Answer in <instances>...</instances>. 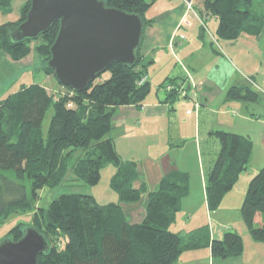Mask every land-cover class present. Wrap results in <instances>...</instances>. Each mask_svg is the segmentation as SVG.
I'll list each match as a JSON object with an SVG mask.
<instances>
[{"label":"trees","instance_id":"1","mask_svg":"<svg viewBox=\"0 0 264 264\" xmlns=\"http://www.w3.org/2000/svg\"><path fill=\"white\" fill-rule=\"evenodd\" d=\"M103 1L107 6L138 14L144 27L149 22L145 11L155 0ZM253 1L205 0L203 10L217 17L218 37L233 40L242 32H262L264 13ZM9 4L10 0H0V7ZM29 5L30 0H26L17 20L0 24V50L20 60L33 45L45 63L58 23L35 39L13 42L8 36L25 19ZM149 62L141 58L138 48L134 64L113 62L81 91L58 81L61 88L54 94L39 83H30L0 99V169H11L19 179L26 176L31 187V198L27 199L24 194L18 198V190L0 184V216L33 213L31 226L44 235L49 245L38 256L37 264H173L184 250L208 246L214 258L242 254V238L230 229L213 239L206 225L184 235L171 231L181 200L189 193L188 173L173 170L162 175L151 190L143 181L136 187V161L124 159L108 134L118 106H140L148 95L149 82L140 80ZM43 69L54 74L45 65ZM106 71L109 74L104 77ZM254 95L248 86H231L226 94L228 99L243 100H251ZM49 108L52 114L44 133L42 122ZM210 135L218 139L219 150L205 170L204 180L208 209L215 211L250 164L253 142L248 135L219 129L210 131ZM76 151L79 153L73 170L87 184L97 183L101 168L113 164L110 187L117 202L99 204L91 194L63 193L47 208L35 207L32 200L44 185L65 178L67 161ZM142 199L143 217L131 222L124 205ZM240 212L252 239L264 242V163L248 182ZM23 230L21 224H16L8 237L17 240Z\"/></svg>","mask_w":264,"mask_h":264},{"label":"crops","instance_id":"2","mask_svg":"<svg viewBox=\"0 0 264 264\" xmlns=\"http://www.w3.org/2000/svg\"><path fill=\"white\" fill-rule=\"evenodd\" d=\"M185 1L175 0L174 7L158 12L151 13L149 7L150 16L145 15L149 22L143 27L139 54L144 61L151 60L145 74L150 91L140 106H118L109 131L122 157L136 161L139 178L134 186L138 187L143 181L151 190L161 176L170 171L188 173L189 194L182 201L183 209L176 213L173 223L178 217L182 221V214H188L191 220L190 214L198 202H206L201 144L213 138L210 131L219 129L248 135L256 144L252 148L250 163L257 156L258 167L240 173L239 178L244 183L264 163V122L254 119L259 107L264 109V53H260L264 27L259 35L242 32L245 35L239 36L240 41L239 37L223 39L216 33L217 17L203 10L205 0H191L189 9ZM253 5L261 9L264 0H254ZM165 83L176 84V88L168 92L164 89ZM231 86H248L256 95L251 100L228 99L226 94ZM192 102L197 112L200 109L208 113L202 134L200 113L189 109ZM180 107L185 111H179ZM171 122L173 129L170 128ZM134 135L158 136L159 142L132 143ZM120 139L121 148L117 146ZM215 145L216 151L219 150V142ZM124 208L131 222L142 219L143 199L125 204ZM222 220L216 216L212 218L211 214L204 217L211 239L223 236L227 221L223 220V223ZM187 225L173 232L184 235L204 224ZM244 231L246 242L254 247L252 256H258V246L254 245L259 244H251ZM244 255L245 252L234 259L214 258L208 246L184 250L173 264H187L189 260L196 264H228L229 261L236 264Z\"/></svg>","mask_w":264,"mask_h":264},{"label":"water","instance_id":"3","mask_svg":"<svg viewBox=\"0 0 264 264\" xmlns=\"http://www.w3.org/2000/svg\"><path fill=\"white\" fill-rule=\"evenodd\" d=\"M55 23L58 30L45 67L75 91L86 89L113 62H136L142 18L103 0H30L25 19L8 36L13 42L35 39ZM48 248L44 235L29 226L19 239L0 241V264H37Z\"/></svg>","mask_w":264,"mask_h":264},{"label":"rangeland","instance_id":"4","mask_svg":"<svg viewBox=\"0 0 264 264\" xmlns=\"http://www.w3.org/2000/svg\"><path fill=\"white\" fill-rule=\"evenodd\" d=\"M25 1L26 0H10V4L8 6L0 7V24L17 20L20 15V7L24 4ZM175 4H176L175 0H155L149 7L152 13L154 11L158 12L166 8H172L175 6ZM186 6L189 9V6L187 4ZM262 6L263 7L261 9L263 10V13H264V5ZM149 7L147 8V10L149 9ZM150 10H148L147 12L145 11V15L150 16ZM240 35L243 36L245 35V33H242ZM240 37L237 38L239 41L242 38ZM261 44H262V48H261L260 53L262 54L264 53V39L263 38L261 40ZM38 54L39 53L33 49V45H32L30 53L26 57L20 60H13L9 55H6L4 52L0 50V99H3L8 94L18 90L22 84L39 83L43 85L44 87H46L50 93L53 92L54 94L59 88H61L54 74L45 72V70L43 69L45 63L41 59V56H39ZM108 74L109 72L106 71L103 73V76L107 77ZM162 93H165L164 89H162ZM263 95H264V92H263ZM195 105L198 106V103H195ZM189 109L193 113L197 112L196 110L197 108L195 109L193 102H192V105L189 106ZM179 111L182 112L185 110H182L180 107ZM197 113H200L199 114V117H200L199 128H200V134H202L203 129L207 123L208 113H206V111L201 112L200 109H199V112ZM51 114H52V109L49 108L42 122V130L44 133L46 132ZM254 119L264 122L263 107L261 106L259 107V111L256 112V116L254 117ZM256 124L258 125V123ZM170 125H171L170 128L173 129L174 124L171 122ZM132 138H133L132 143L142 142V145H145L144 144L145 142H151V144L154 141L159 142L158 136L147 137V136L134 135ZM217 143H218V139L216 137H213L208 141L202 142L201 144V149H202L201 162L204 166V173H205V170L209 168L212 161L216 157L218 150L216 151L217 146L215 144ZM262 143H263L262 145L264 148V142ZM121 145L122 144H121V139H120L117 141V146L121 148ZM255 145L256 144L254 143L253 146ZM78 153L79 151H76L73 157L67 161L66 172H65L66 174L63 180L51 186L44 185L38 191L37 197L34 200H32L35 207L47 208L51 200H53L54 198H56L57 196L63 193L91 194L95 197L96 201L99 204H108L110 202H117V195L110 187V179L115 172V168L113 164L109 163L101 168L100 178L97 183L92 184V185L87 184L84 181L78 179L73 170ZM258 160L259 159L256 156L254 161H252L248 165L246 171L247 172L250 171L252 167L253 168L258 167L256 166L259 162ZM4 178H6L7 181H5ZM250 179L251 178H249L244 183L242 179L239 178L236 181V183L233 185V187L229 190V193L227 192L223 196L220 202V205L215 211H211L208 209L207 202L202 201V202H198L197 204L198 199H196L195 204L197 205L195 209L192 211V214H190V216H192V219L189 220V216H187L188 214H182V217H183L182 221H180V218L178 217L177 218L178 221H176V223H172L169 229L172 231H179L181 228L182 229L185 228L183 227L185 226V224H189L187 225L188 227L191 225V223H192V226L195 223H202L204 225H207L206 222H204V217L206 218V215L211 214L212 218L216 216V218L218 219L226 220L227 224H224V227L227 230L230 229V230L235 231L238 235L241 236L242 244H243L242 254L245 252V255L244 257H241L243 259H239L238 261H236L237 262L236 264H264V242L255 241L254 239H252L242 219L241 212H240L241 203L245 196L246 188H247V185ZM0 184L9 185L10 188H12L15 191L18 190V193H17L18 198L22 197V194H24L27 197V199L31 198V187H30L29 179L26 176H24L21 179L17 178L11 169H0ZM20 185L23 187L22 189H20ZM6 192L4 193V195H9ZM186 197L182 198L181 200L180 210L183 209L182 201H184ZM193 204L194 202H192V206ZM32 216H33L32 212H10L8 215H1L0 216V241L9 238L8 237L9 231L16 224H21L24 227V229L26 227L31 226L33 224ZM184 220H189V221L187 223V222H184ZM223 220L222 222L224 223ZM225 228L223 229V232L226 230ZM244 229L246 230V233L248 237L250 238V242H252L251 244H259V245H254V246H258L256 247L259 252L258 256H252V249L254 247L253 245H250V243L246 242ZM234 258H239V257H234ZM234 258H226V259H234ZM229 262L230 263L228 264H232L231 263L232 261H229ZM187 264H196V263L193 260H189Z\"/></svg>","mask_w":264,"mask_h":264},{"label":"built area","instance_id":"5","mask_svg":"<svg viewBox=\"0 0 264 264\" xmlns=\"http://www.w3.org/2000/svg\"><path fill=\"white\" fill-rule=\"evenodd\" d=\"M186 4L189 6V8H191V3L189 1H185ZM146 80V75L142 76L140 82ZM176 88V84H171V83H165L164 84V89L167 90V91H170L172 89ZM263 142H264V134H263Z\"/></svg>","mask_w":264,"mask_h":264}]
</instances>
